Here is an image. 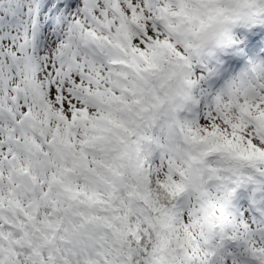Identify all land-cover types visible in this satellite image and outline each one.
Returning a JSON list of instances; mask_svg holds the SVG:
<instances>
[{
    "label": "snow or ice",
    "instance_id": "snow-or-ice-1",
    "mask_svg": "<svg viewBox=\"0 0 264 264\" xmlns=\"http://www.w3.org/2000/svg\"><path fill=\"white\" fill-rule=\"evenodd\" d=\"M0 264H264V0H0Z\"/></svg>",
    "mask_w": 264,
    "mask_h": 264
}]
</instances>
